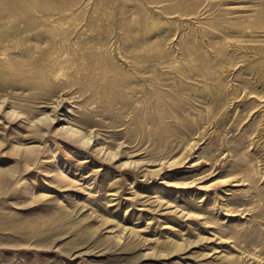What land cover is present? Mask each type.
<instances>
[{
    "label": "rangeland",
    "instance_id": "374dc122",
    "mask_svg": "<svg viewBox=\"0 0 264 264\" xmlns=\"http://www.w3.org/2000/svg\"><path fill=\"white\" fill-rule=\"evenodd\" d=\"M0 169V264H264V0H0Z\"/></svg>",
    "mask_w": 264,
    "mask_h": 264
},
{
    "label": "bare ground",
    "instance_id": "6f19581e",
    "mask_svg": "<svg viewBox=\"0 0 264 264\" xmlns=\"http://www.w3.org/2000/svg\"><path fill=\"white\" fill-rule=\"evenodd\" d=\"M28 159H29V156H27L25 154V160H28ZM7 173L8 172L6 170L0 169V186L3 184L5 178L7 177ZM54 217H55L54 214H48V216H46L45 218H41V219H39V221H34V218H24V217L18 216L17 214H15V215L8 214L4 217L1 216L0 227H3L4 229L7 228L8 230H12L16 233L17 232H24L25 234H27L29 236L35 232H38L39 230H42L46 225L52 224ZM134 239H136V238H134ZM127 242H128V240H127ZM127 246H129V245H127ZM223 259H224V257H223ZM225 264H240V261H239L238 257L230 256L227 259V261L225 262Z\"/></svg>",
    "mask_w": 264,
    "mask_h": 264
}]
</instances>
